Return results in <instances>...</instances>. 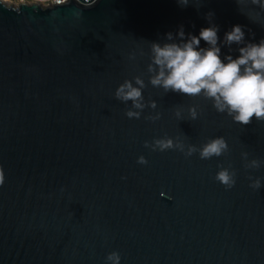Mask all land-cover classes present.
Instances as JSON below:
<instances>
[{"label":"water","instance_id":"obj_1","mask_svg":"<svg viewBox=\"0 0 264 264\" xmlns=\"http://www.w3.org/2000/svg\"><path fill=\"white\" fill-rule=\"evenodd\" d=\"M69 2L0 3V264H109L113 251L120 264H264V163L246 168L241 156L264 161V122L240 125L202 97L166 94L146 72L150 42L181 25L198 36L209 12L222 56L235 57L225 32L239 24L258 43L264 13L253 22V6L242 13L235 0H99L77 18ZM141 74L157 108L129 119L131 101L114 92ZM165 135L197 146L223 136L229 152L202 160L144 146ZM219 166L235 170L231 189L214 179Z\"/></svg>","mask_w":264,"mask_h":264},{"label":"clouds","instance_id":"obj_2","mask_svg":"<svg viewBox=\"0 0 264 264\" xmlns=\"http://www.w3.org/2000/svg\"><path fill=\"white\" fill-rule=\"evenodd\" d=\"M98 2L99 0H75L78 9L74 15L79 18L82 9L92 8ZM177 3L181 7H187L190 0H177ZM235 3L242 13L249 5L253 6L244 14L253 22H260L261 13H264V0H235ZM213 16L212 12L206 14L210 26L201 28L198 36L186 34L181 25L175 35L171 32L166 34V42L149 43L150 62L146 69L148 84L162 89L166 94L172 92L188 97H202L210 101L218 113L226 114L240 125L247 126L253 119L264 122V38L258 43L246 41L244 26L234 25L231 30L225 32L222 44L228 47L229 53L232 51V45L238 46L239 54L235 57L231 54L222 56L219 27L211 23ZM201 41H204L207 47H201ZM144 54L141 50L140 55ZM135 58V53L129 56V59ZM147 86L141 74L132 79H125L116 88L115 99L125 105L131 101V107L125 110L129 119H140L146 107L157 108L156 101L145 102L143 90ZM198 108L199 105L188 108L190 120L198 119ZM175 116L183 120L182 110L177 109ZM145 118L154 122L160 118V114ZM144 146L152 151L176 150L186 158L198 153L202 160L221 157L229 152V145L223 136L210 138L197 146L185 143L183 139H173L165 135L162 138H154L151 142L145 141ZM248 155L247 152L241 153L246 161V168L259 169L264 163L259 159L249 161ZM137 163L144 165L148 161L144 156H139ZM214 179L226 189H231L236 183V172L231 170L230 166H219ZM249 179L252 181L250 187L260 189V178ZM3 182L4 172L0 167V185ZM120 260L121 256L116 251L106 256V262L109 264H120Z\"/></svg>","mask_w":264,"mask_h":264},{"label":"built area","instance_id":"obj_3","mask_svg":"<svg viewBox=\"0 0 264 264\" xmlns=\"http://www.w3.org/2000/svg\"><path fill=\"white\" fill-rule=\"evenodd\" d=\"M69 0H0L6 6L18 7L19 5H37L41 8L60 6L68 3Z\"/></svg>","mask_w":264,"mask_h":264}]
</instances>
